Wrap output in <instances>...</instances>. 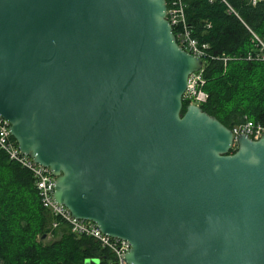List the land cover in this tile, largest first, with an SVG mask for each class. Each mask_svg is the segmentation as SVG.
Returning <instances> with one entry per match:
<instances>
[{"label": "water", "instance_id": "1", "mask_svg": "<svg viewBox=\"0 0 264 264\" xmlns=\"http://www.w3.org/2000/svg\"><path fill=\"white\" fill-rule=\"evenodd\" d=\"M166 10L0 0V117L56 204L129 244L126 264H264V135L181 113L202 62Z\"/></svg>", "mask_w": 264, "mask_h": 264}, {"label": "trees", "instance_id": "2", "mask_svg": "<svg viewBox=\"0 0 264 264\" xmlns=\"http://www.w3.org/2000/svg\"><path fill=\"white\" fill-rule=\"evenodd\" d=\"M170 1L165 0L167 7ZM182 2L192 36L209 45L208 53L236 58L225 66L205 60L203 90L208 98L201 109L229 129L248 120L264 124V62L245 60L253 48L247 28L264 41V1L254 6L251 0ZM187 105L183 99L181 113ZM54 221L58 226L52 229ZM37 235L58 239L43 244L36 241ZM86 260L109 264L111 256L92 238L75 236L65 223L53 219L40 205L30 172L0 152V264H85Z\"/></svg>", "mask_w": 264, "mask_h": 264}, {"label": "built area", "instance_id": "3", "mask_svg": "<svg viewBox=\"0 0 264 264\" xmlns=\"http://www.w3.org/2000/svg\"><path fill=\"white\" fill-rule=\"evenodd\" d=\"M258 1L260 0H251V5L254 6ZM228 8L230 12L234 13L230 7ZM185 10L186 6L182 0H171L166 10V20L172 27L178 46L202 62V69L188 77L187 88L183 95V99L188 100L189 104L200 107L208 98L203 90L205 80L202 77V71L205 60L222 62L225 66L229 61L236 60V58H230L224 55L218 57L210 55L208 53L209 45L199 43L192 36L190 27L186 21ZM174 29L176 33H174ZM247 30L250 33V41L253 48L247 54L245 60L264 62V41L249 28ZM8 128V122L0 117V152H3L10 161L17 163L22 169L30 172L42 208L53 219L65 223L71 234L95 240L100 248L110 254L111 260L109 264H126L124 262V256L129 251V244L126 241L110 238L101 234L92 222L76 220L71 217L66 208L56 204L52 199L55 178L52 176L50 170L35 164L30 158L22 155L18 151L17 145L10 136ZM231 131L234 140L241 134L247 135L250 139L257 140L264 135V124L254 123L248 120L244 124L234 127ZM57 226L58 222L54 221L52 223V229Z\"/></svg>", "mask_w": 264, "mask_h": 264}, {"label": "rangeland", "instance_id": "4", "mask_svg": "<svg viewBox=\"0 0 264 264\" xmlns=\"http://www.w3.org/2000/svg\"><path fill=\"white\" fill-rule=\"evenodd\" d=\"M57 239H58L57 237H52L51 235L42 236V237H40L39 235H37V237H36V241L42 242L43 244L50 243V242L55 241Z\"/></svg>", "mask_w": 264, "mask_h": 264}, {"label": "crops", "instance_id": "5", "mask_svg": "<svg viewBox=\"0 0 264 264\" xmlns=\"http://www.w3.org/2000/svg\"><path fill=\"white\" fill-rule=\"evenodd\" d=\"M261 1V0H260ZM264 1V0H263ZM252 6V5H251Z\"/></svg>", "mask_w": 264, "mask_h": 264}]
</instances>
